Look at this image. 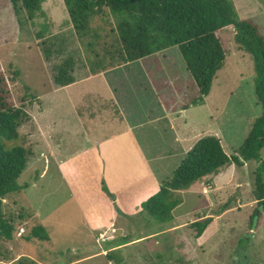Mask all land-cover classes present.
<instances>
[{
	"label": "rangeland",
	"instance_id": "rangeland-1",
	"mask_svg": "<svg viewBox=\"0 0 264 264\" xmlns=\"http://www.w3.org/2000/svg\"><path fill=\"white\" fill-rule=\"evenodd\" d=\"M233 2L237 19L250 21L264 37V0ZM42 8L44 15L38 14L30 20L25 10L16 14L8 0H0V74L8 84L15 105L25 107L33 116L18 129L17 139L7 141L9 147L32 151V156L18 179L22 189L4 201L5 215H23L24 220L13 240L0 236V264H12L15 255L20 254L46 264H65L109 243L124 244L155 233L157 235L125 247L123 252L114 253V257L127 255L128 264H264V204L259 207L253 196L258 162L244 167L231 162L219 174L197 181L187 191L176 192L175 198L181 204L174 210L171 221L161 223L144 213V218L136 216L128 223L125 233L119 228L108 240L97 244L98 234L84 219V205L76 203L59 178L58 170L59 161L88 146L96 129L83 116V110L87 113L86 102L80 100L82 88L74 86L70 90L54 91V77L68 58L75 61L72 72L75 79L89 76L90 62L98 51L89 49V40L78 38L64 0H44ZM118 22L119 18L109 10L93 22L94 32L101 37L98 43L103 47L107 34L112 28L116 29ZM218 35L227 58L215 77L205 105L197 107L193 119L205 136L219 130L222 147L233 158L238 156V150L262 110L255 93L252 56L240 51L232 27L224 28ZM46 50L50 51V56ZM130 63L107 74L114 97L110 103L128 121L147 123L160 116V101L171 111V107L181 109L200 96L178 47ZM175 74L179 80L170 84ZM165 84L169 87H164ZM155 87L163 91H159L160 101ZM97 88L98 85L89 84L91 92ZM98 92L110 99L108 93L101 89ZM176 98L177 101H173ZM100 104L97 102L96 112ZM104 106L110 108V105ZM261 157L264 161V149ZM180 162V158L170 157L153 159L151 165L158 178L167 181ZM258 208L259 225L253 228L251 218ZM37 211L39 217L34 219ZM207 218H212L214 223L206 240L201 242L193 224ZM35 226L46 229L49 242L23 238ZM174 226H180V230H172ZM128 236L130 239H126ZM24 259L27 258L17 264H32ZM105 262L104 257L85 264Z\"/></svg>",
	"mask_w": 264,
	"mask_h": 264
},
{
	"label": "trees",
	"instance_id": "trees-1",
	"mask_svg": "<svg viewBox=\"0 0 264 264\" xmlns=\"http://www.w3.org/2000/svg\"><path fill=\"white\" fill-rule=\"evenodd\" d=\"M16 14L23 9L33 20L44 15V0H8ZM69 20L80 40H89V49L98 51L90 62V72L97 75L122 64L144 60L172 47H178L187 71L199 90L203 101L211 92L217 73L223 68L227 51L218 35L224 28L232 27L240 51L250 54L254 61L255 93L262 114L243 145L238 156L230 158L216 136L201 138L187 153L170 180L161 184L160 191L143 203L144 211L161 223L173 219L174 210L181 204L175 192L186 191L197 181L217 175L233 162L236 166L258 162L255 173L254 199L259 207L264 204V37L250 21L238 20L233 0H64ZM109 10L119 18L116 29L107 34L104 47L98 43L100 34L94 32L93 22L98 15ZM99 48V50H97ZM50 56V51H45ZM73 58L66 59L54 77V83L66 87L76 82L72 72ZM25 107H17L5 78L0 74V236L13 240L14 233L22 229L23 215L7 216L3 213L4 201L22 187L18 179L27 169L32 151L22 147H9L7 141L18 138V129L29 121ZM103 191L111 198L105 182ZM251 226L259 225L256 215ZM212 218L195 222L197 238H201L212 223ZM24 239L49 242L43 226L33 227ZM116 264L122 260L108 255Z\"/></svg>",
	"mask_w": 264,
	"mask_h": 264
},
{
	"label": "crops",
	"instance_id": "crops-1",
	"mask_svg": "<svg viewBox=\"0 0 264 264\" xmlns=\"http://www.w3.org/2000/svg\"><path fill=\"white\" fill-rule=\"evenodd\" d=\"M127 64L97 75L90 73L89 76L85 75L79 80L76 79L74 84L66 87L56 84L54 86V91L70 90L74 86L82 88L79 90V95L80 100L83 103L86 102L84 109L87 113L84 114L82 109L83 116L87 117L90 125L94 130L96 129V134L93 135L88 146L59 161L58 170L59 178L70 190L76 203L84 205L82 213L89 227L95 234H98L96 235L97 244L100 241L108 240L117 229H126L128 223H132L136 216L143 217L146 213L142 208L143 203L157 194L164 182L158 178L152 168L153 159L175 157L180 158L182 162L194 145L201 138L206 137L197 129L193 113L198 110V106L205 105L207 97L198 102L200 104L191 102L189 105L181 106V109L173 106L170 111L167 104L160 101L162 97H160L159 91H163L155 87L158 92V101L161 102L162 114L160 116L147 123L131 122L120 115L119 110L115 111L114 104L110 103L114 101V97L111 95L107 74ZM155 65L160 66L159 64ZM173 78L175 79H171L170 84L179 80V76L176 74ZM167 81L169 80L167 79ZM89 84L98 85V88L91 92ZM164 87L169 86L165 84ZM99 89L108 93L110 99L102 97L98 92ZM173 101H177V98ZM89 102H92V105ZM97 102L101 104L99 108L97 107L96 112ZM104 105H110V108L106 109ZM202 108L204 109V107ZM113 111L115 114L112 113ZM30 116L33 118L32 115ZM219 132V130L210 132L212 134L210 136L221 139ZM50 155L52 156V153ZM102 182L106 183L111 194L115 196L114 200L103 191ZM205 190L207 189L205 188ZM33 217L34 219L39 217L38 211L34 212ZM179 228L180 226H174L172 230H180ZM210 230L211 224L198 240L205 241L206 234ZM155 235L157 234L143 235L124 244L109 243L107 247H100L92 254L74 258L65 264H85L104 257L106 258L105 264H112L113 261L109 259V254L123 252L125 247ZM126 239H130V236ZM26 256L15 255L12 264L20 263L22 258H27L24 260L32 264H46L35 257ZM118 259L122 260L121 264H128L127 255L120 256Z\"/></svg>",
	"mask_w": 264,
	"mask_h": 264
}]
</instances>
